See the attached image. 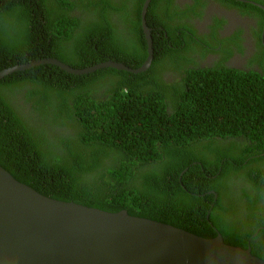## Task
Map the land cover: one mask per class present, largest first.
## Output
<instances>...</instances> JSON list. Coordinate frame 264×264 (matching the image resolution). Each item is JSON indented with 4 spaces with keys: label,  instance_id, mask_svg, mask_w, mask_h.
<instances>
[{
    "label": "trees",
    "instance_id": "obj_1",
    "mask_svg": "<svg viewBox=\"0 0 264 264\" xmlns=\"http://www.w3.org/2000/svg\"><path fill=\"white\" fill-rule=\"evenodd\" d=\"M156 1L145 71L42 64L0 80V166L45 196L220 233L264 260V74L229 67L224 55L164 80L176 70L159 46L176 45V24L157 21ZM143 2L0 0V71L46 57L137 68L147 58Z\"/></svg>",
    "mask_w": 264,
    "mask_h": 264
},
{
    "label": "water",
    "instance_id": "obj_2",
    "mask_svg": "<svg viewBox=\"0 0 264 264\" xmlns=\"http://www.w3.org/2000/svg\"><path fill=\"white\" fill-rule=\"evenodd\" d=\"M144 0L141 24L147 58L137 68L104 61L73 68L51 57L16 64L0 71V80L15 71L52 64L72 74L112 67L139 73L153 58ZM216 196V194H215ZM0 264H264L246 249L224 242L220 233L204 238L125 210L105 211L37 192L0 166Z\"/></svg>",
    "mask_w": 264,
    "mask_h": 264
},
{
    "label": "flooded vegetation",
    "instance_id": "obj_3",
    "mask_svg": "<svg viewBox=\"0 0 264 264\" xmlns=\"http://www.w3.org/2000/svg\"><path fill=\"white\" fill-rule=\"evenodd\" d=\"M156 3L157 21L166 17L176 24L172 31L176 45L167 44L171 49L167 53L163 52L164 45L159 46L160 59L176 70L164 74V80H180L187 69L213 66L224 55L228 56L224 63L229 67L264 74V20L257 16L262 14L250 9L256 3L264 6V0H158ZM243 3L250 6L247 8ZM168 4L173 5L170 11L162 10ZM187 23L193 32L187 29L190 28ZM163 33L166 37V32ZM172 76L174 79L169 80Z\"/></svg>",
    "mask_w": 264,
    "mask_h": 264
},
{
    "label": "clouds",
    "instance_id": "obj_4",
    "mask_svg": "<svg viewBox=\"0 0 264 264\" xmlns=\"http://www.w3.org/2000/svg\"><path fill=\"white\" fill-rule=\"evenodd\" d=\"M262 4H263V3H262ZM255 5H256V7L253 6L255 12H260V11H263V10H264V6H263V5H261V4H259V3H256ZM263 12H264V11H263Z\"/></svg>",
    "mask_w": 264,
    "mask_h": 264
}]
</instances>
